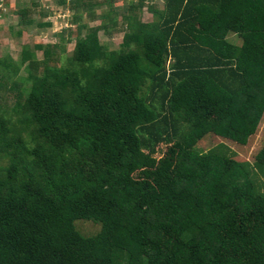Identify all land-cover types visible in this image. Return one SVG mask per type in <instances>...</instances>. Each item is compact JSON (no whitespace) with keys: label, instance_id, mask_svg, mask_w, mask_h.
Wrapping results in <instances>:
<instances>
[{"label":"trees","instance_id":"1","mask_svg":"<svg viewBox=\"0 0 264 264\" xmlns=\"http://www.w3.org/2000/svg\"><path fill=\"white\" fill-rule=\"evenodd\" d=\"M118 3L75 1L110 17L66 65L37 47L39 74L23 50V88L0 61V264H264V145L254 165L202 150L246 147L264 119V0H168L155 24L130 5L109 52Z\"/></svg>","mask_w":264,"mask_h":264},{"label":"rangeland","instance_id":"2","mask_svg":"<svg viewBox=\"0 0 264 264\" xmlns=\"http://www.w3.org/2000/svg\"><path fill=\"white\" fill-rule=\"evenodd\" d=\"M75 1L77 0H0V61L7 59L16 67H19L23 50H26L34 56L33 61L39 65L38 73L39 71L41 73L43 68L40 66L43 65L45 59L43 52L38 51L37 47L45 48L60 45L63 47V55L58 66L66 65L74 55L78 39L80 37L84 39L89 31L100 28L106 22L104 19L110 17L109 13H111L109 8H97L94 10L96 17L89 18L82 13V10H72V7L75 6ZM84 1H89L90 3L91 0ZM117 1L119 3L114 6L112 12L119 19L117 20L116 18L114 27L111 26V35H107L104 30L98 34L101 46L109 52L120 50L126 35L130 32L128 23L124 21L129 15L128 9L130 5L138 8L139 4H141L140 0ZM167 1L149 0L145 2L143 4L144 7L138 13L140 14V19L146 24H155L158 21L156 14L164 11ZM35 6H38V8H36L35 13L30 18L31 24L23 25L17 15L18 12L22 10L30 11ZM79 15L82 16V22L76 25L74 21ZM80 28H83L81 35L79 32ZM19 68L20 71L12 81L20 89L23 88L22 84L28 77V73L26 71L27 65ZM25 87L29 88L30 86L25 85ZM222 143L233 154H236L235 159L254 165L255 158L264 145V119L258 133L249 141L246 147H239L231 142L211 137L209 144L203 146L202 150L210 151L212 147ZM78 229L86 237L94 236L100 231L99 226L92 223L78 225Z\"/></svg>","mask_w":264,"mask_h":264},{"label":"crops","instance_id":"3","mask_svg":"<svg viewBox=\"0 0 264 264\" xmlns=\"http://www.w3.org/2000/svg\"><path fill=\"white\" fill-rule=\"evenodd\" d=\"M141 1V4H144L145 2L149 1V0H140ZM139 4V5H141Z\"/></svg>","mask_w":264,"mask_h":264}]
</instances>
